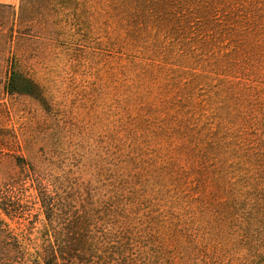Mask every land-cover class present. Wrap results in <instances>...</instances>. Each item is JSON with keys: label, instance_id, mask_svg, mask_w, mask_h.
I'll return each mask as SVG.
<instances>
[{"label": "rangeland", "instance_id": "rangeland-1", "mask_svg": "<svg viewBox=\"0 0 264 264\" xmlns=\"http://www.w3.org/2000/svg\"><path fill=\"white\" fill-rule=\"evenodd\" d=\"M83 239L264 264V0H0V264Z\"/></svg>", "mask_w": 264, "mask_h": 264}, {"label": "trees", "instance_id": "trees-1", "mask_svg": "<svg viewBox=\"0 0 264 264\" xmlns=\"http://www.w3.org/2000/svg\"><path fill=\"white\" fill-rule=\"evenodd\" d=\"M91 250L92 247L89 245L87 246L86 242L83 239V241L81 240L79 245L66 244L58 247L57 251H50L48 256L43 259V264H60V261L67 263L71 260H77L79 262L81 261L82 263H84L87 261V253H90Z\"/></svg>", "mask_w": 264, "mask_h": 264}]
</instances>
